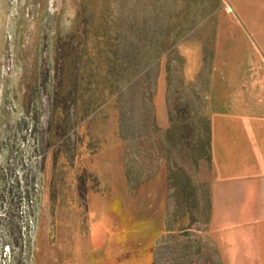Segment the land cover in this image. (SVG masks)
I'll use <instances>...</instances> for the list:
<instances>
[{
	"label": "rangeland",
	"instance_id": "rangeland-1",
	"mask_svg": "<svg viewBox=\"0 0 264 264\" xmlns=\"http://www.w3.org/2000/svg\"><path fill=\"white\" fill-rule=\"evenodd\" d=\"M209 97L264 116V0H0V264H118L81 252L96 212L155 177L154 264L167 225L214 261Z\"/></svg>",
	"mask_w": 264,
	"mask_h": 264
},
{
	"label": "crops",
	"instance_id": "crops-1",
	"mask_svg": "<svg viewBox=\"0 0 264 264\" xmlns=\"http://www.w3.org/2000/svg\"><path fill=\"white\" fill-rule=\"evenodd\" d=\"M209 103L208 233L221 264H264V116L235 109L227 98L215 104L209 97ZM154 179L126 199V209L105 212L118 237L105 235L104 214L96 212L82 253L118 264H153L155 243L165 232L166 200L165 181Z\"/></svg>",
	"mask_w": 264,
	"mask_h": 264
},
{
	"label": "trees",
	"instance_id": "trees-1",
	"mask_svg": "<svg viewBox=\"0 0 264 264\" xmlns=\"http://www.w3.org/2000/svg\"><path fill=\"white\" fill-rule=\"evenodd\" d=\"M209 127H208V137H207V151H208V158H209V148H210V137H209ZM209 219H210V204H209ZM168 224V222H167ZM208 225V221L206 222L205 226ZM166 232L167 235H165L166 240H168L167 242L173 243L174 247H169L173 250V252L176 251L177 248H181L182 253H179V258L176 259V261L179 262V264H194L193 262H191V260H188V251L191 250V246L190 244H197L198 248L200 247L201 244V240L200 239H196L194 241H190V239H188L189 235L186 233V229H181L179 231V235H174L172 229L170 228V226H166ZM205 232H207L205 230ZM180 239H184L183 243L182 242H178V240ZM200 250V249H199ZM176 255V254H175ZM214 261L211 260V258H204L205 261L207 262V264H221L219 256H218V252L215 248V254H214ZM205 262V263H206ZM154 264V261H153Z\"/></svg>",
	"mask_w": 264,
	"mask_h": 264
}]
</instances>
